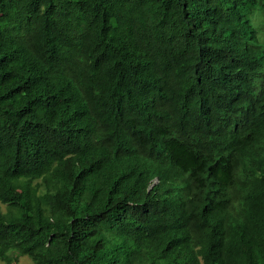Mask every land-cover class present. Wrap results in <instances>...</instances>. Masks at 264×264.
Returning <instances> with one entry per match:
<instances>
[{
  "label": "trees",
  "instance_id": "obj_1",
  "mask_svg": "<svg viewBox=\"0 0 264 264\" xmlns=\"http://www.w3.org/2000/svg\"><path fill=\"white\" fill-rule=\"evenodd\" d=\"M263 33L264 0H0V261L264 264Z\"/></svg>",
  "mask_w": 264,
  "mask_h": 264
},
{
  "label": "bare ground",
  "instance_id": "obj_2",
  "mask_svg": "<svg viewBox=\"0 0 264 264\" xmlns=\"http://www.w3.org/2000/svg\"><path fill=\"white\" fill-rule=\"evenodd\" d=\"M232 1V0H231ZM251 4V3H250ZM251 10H252V6H251V8H250ZM244 16H245V14H244ZM166 17V16H165ZM229 18H231V17H229ZM165 19V18H164ZM203 20V19H202ZM248 21V20H247ZM173 27V26H172ZM201 31V30H200ZM163 32V31H162ZM182 34H184V33H182ZM243 35V34H242ZM1 38V37H0ZM213 39V38H212ZM228 39V38H227ZM2 41V40H1ZM227 41V40H226ZM183 48V47H182ZM229 48V47H228ZM235 48V47H234ZM249 48V47H248ZM16 49V48H15ZM196 49V48H195ZM240 51V50H239ZM235 54V53H234ZM196 56H198V55H196ZM242 56V55H241ZM240 59V58H239ZM151 60V59H150ZM153 60V59H152ZM220 61V60H219ZM155 65V64H154ZM207 65V64H206ZM217 70V69H216ZM215 70V71H216ZM36 71V70H35ZM26 73H27V71H26ZM29 73V72H28ZM33 74V73H32ZM251 74V73H250ZM253 76V75H252ZM257 76V75H256ZM57 77V76H56ZM55 78V77H54ZM201 78V77H200ZM254 79V78H253ZM227 82V81H226ZM152 83V82H151ZM154 83V82H153ZM254 83V82H253ZM67 85V84H66ZM156 87V86H155ZM241 87V86H240ZM234 88V87H233ZM242 88V87H241ZM42 89V88H41ZM36 90V89H35ZM40 91V90H39ZM157 91H158V89H157ZM39 94V93H38ZM34 95V94H33ZM230 95V94H229ZM63 96V95H62ZM78 96V95H77ZM164 96V95H163ZM225 96V95H224ZM67 97V96H66ZM81 97V96H80ZM52 98V97H51ZM72 99V98H71ZM82 99V98H81ZM50 101H52V100H50ZM67 101V100H66ZM226 102V101H225ZM245 102V101H244ZM45 103V102H44ZM84 103V102H83ZM92 104V103H91ZM46 106V105H45ZM60 106H61V104H60ZM82 106V105H81ZM6 108H8V107H6ZM73 108V107H72ZM96 108V107H95ZM4 109V108H3ZM92 110V109H91ZM3 111V110H2ZM94 111V110H93ZM201 111V110H200ZM1 112V111H0ZM4 112V111H3ZM88 112V111H87ZM211 112V111H210ZM56 113V112H55ZM231 113H233V112H231ZM235 114V113H234ZM59 115V114H58ZM231 115H233V114H231ZM13 116V115H12ZM14 117V116H13ZM221 117V116H220ZM228 117V116H227ZM224 119V118H223ZM91 120H92V117H91ZM90 121V120H89ZM220 122V121H219ZM222 122V121H221ZM14 123V122H13ZM205 123V122H204ZM203 123V124H204ZM206 123H207V121H206ZM16 124V123H15ZM92 124V123H91ZM90 124V125H91ZM213 124V123H212ZM214 125V124H213ZM205 127H206V125H205ZM214 127V126H213ZM87 128V127H86ZM209 128V127H208ZM203 129H206V128H204L203 127ZM89 131H91V130H89ZM216 131V130H215ZM238 134H239V131L237 132ZM54 135V134H53ZM229 135H230V133H229ZM208 138H209V136H208ZM189 138H187V140H188ZM211 139V138H210ZM212 140V139H211ZM210 140V141H211ZM189 142V141H188ZM203 142V141H202ZM179 143V142H178ZM208 144V143H207ZM217 144V143H216ZM127 146V145H126ZM162 148V147H161ZM164 149V148H163ZM216 149V148H215ZM133 150V149H132ZM231 151V150H230ZM162 152V151H161ZM229 152V151H228ZM156 154V153H155ZM229 154V153H228ZM158 155V154H157ZM131 156V155H130ZM156 157V156H155ZM155 159V158H154ZM47 160V159H46ZM123 160V159H122ZM14 165V164H13ZM174 191V190H173ZM151 210V209H150ZM136 225V224H135Z\"/></svg>",
  "mask_w": 264,
  "mask_h": 264
},
{
  "label": "rangeland",
  "instance_id": "obj_3",
  "mask_svg": "<svg viewBox=\"0 0 264 264\" xmlns=\"http://www.w3.org/2000/svg\"><path fill=\"white\" fill-rule=\"evenodd\" d=\"M264 36V33H263ZM262 35L260 37H263ZM1 210H6V207L4 205L0 206ZM0 264H4V262L0 261ZM16 264H32L31 259L27 255H23L20 258H18Z\"/></svg>",
  "mask_w": 264,
  "mask_h": 264
}]
</instances>
